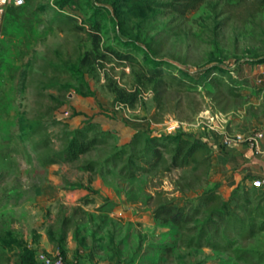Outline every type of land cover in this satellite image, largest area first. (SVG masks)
<instances>
[{
    "label": "rangeland",
    "instance_id": "rangeland-1",
    "mask_svg": "<svg viewBox=\"0 0 264 264\" xmlns=\"http://www.w3.org/2000/svg\"><path fill=\"white\" fill-rule=\"evenodd\" d=\"M174 1L24 0L2 15L0 264L43 240L64 255L67 239L118 264H264V190L222 192L210 139L264 119V3ZM88 50L98 63H81ZM77 129L98 143L63 159ZM173 136L208 141L174 163ZM167 205L191 219L164 221Z\"/></svg>",
    "mask_w": 264,
    "mask_h": 264
},
{
    "label": "crops",
    "instance_id": "crops-1",
    "mask_svg": "<svg viewBox=\"0 0 264 264\" xmlns=\"http://www.w3.org/2000/svg\"><path fill=\"white\" fill-rule=\"evenodd\" d=\"M260 129L262 137L259 140L261 148L264 147V119L251 129ZM246 132V130L244 131ZM243 133V132H241ZM214 144L213 165L216 180L221 191L228 192L242 181H251L253 178L264 177V159L261 153L249 146L246 140H231L227 145H217L216 138H210ZM39 247L45 251L57 252L56 244L43 240ZM64 258L68 264H118L98 259L88 250L67 239L65 242Z\"/></svg>",
    "mask_w": 264,
    "mask_h": 264
},
{
    "label": "trees",
    "instance_id": "trees-1",
    "mask_svg": "<svg viewBox=\"0 0 264 264\" xmlns=\"http://www.w3.org/2000/svg\"><path fill=\"white\" fill-rule=\"evenodd\" d=\"M204 0H175L174 2L168 3L166 6L169 11L177 12L183 14L188 10H192L197 8ZM259 3H264V0H258ZM8 9V8H7ZM99 25L98 22L95 21L91 27L89 28V32L92 35L93 46L96 48L99 43ZM112 51L117 59L122 60L126 59L128 55L121 54L120 52ZM102 58V55H94L93 51H86L81 58V63L85 66L91 65L93 63H98V61ZM112 91L115 92L118 98H123V91L119 88H111ZM69 137L67 139V143L65 145L64 151L61 155L64 157L63 159H73L80 154L87 152L88 150L94 148L98 143V139L94 137H87L86 133L82 129H77L73 132L68 133ZM171 140L175 142V152L173 155L174 163L181 162L187 158H189L198 148H203L205 144H207L206 139H203L202 142L191 141L183 137L177 138V136H173ZM158 150L156 148L155 154L158 157ZM54 160H50L53 162ZM89 169L92 170V165L89 164ZM256 188V187H254ZM262 189V188H257ZM264 190V189H262ZM158 216L161 217L164 221H170L173 224H182L183 222L189 221L191 219V214L185 213L183 207L181 206H161L160 211L157 212ZM59 253H63L62 246L59 245ZM33 253V252H32ZM30 250L26 248V255L24 257L26 264H37L33 257L29 256ZM63 255V254H62Z\"/></svg>",
    "mask_w": 264,
    "mask_h": 264
},
{
    "label": "built area",
    "instance_id": "built-area-1",
    "mask_svg": "<svg viewBox=\"0 0 264 264\" xmlns=\"http://www.w3.org/2000/svg\"><path fill=\"white\" fill-rule=\"evenodd\" d=\"M24 0H0V24L2 15L6 12L9 6H20ZM68 115V111L65 112ZM262 137V131L260 129H252L243 133H236L231 137H225L217 145H227L231 140H246L250 147L256 152L262 154L264 159V147L261 148L259 140ZM253 187L264 189V177H257L251 180ZM34 260L37 264H68L64 256L57 252H49L45 250H38L34 254Z\"/></svg>",
    "mask_w": 264,
    "mask_h": 264
}]
</instances>
